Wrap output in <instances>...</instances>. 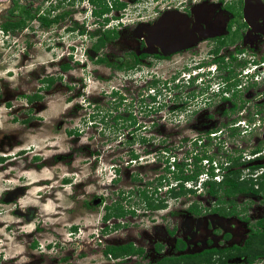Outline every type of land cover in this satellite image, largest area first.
I'll return each mask as SVG.
<instances>
[{
    "label": "rangeland",
    "instance_id": "1",
    "mask_svg": "<svg viewBox=\"0 0 264 264\" xmlns=\"http://www.w3.org/2000/svg\"><path fill=\"white\" fill-rule=\"evenodd\" d=\"M12 1L18 5H25L27 2L37 4L39 12L50 4V0H0V23L6 18H18L15 12L9 13L10 8L14 9ZM72 1V5L63 4L55 11L66 8L71 12L67 21L61 20L57 26L66 25L75 18L78 23L82 22L84 26L88 25L89 29H92L93 24L90 22L94 18L86 17L89 4L85 0ZM121 1L126 4L124 9H111L108 13L113 18L109 24H115L118 30L116 42L102 47L99 52L103 53L104 57L109 55L111 58H123V65L129 64L127 52L139 41L141 30L138 25L148 24L150 19L154 18L155 11L166 10L167 7L184 11V7L204 2ZM208 1L214 4L219 2ZM29 8L32 10L33 7ZM116 17L119 22L114 19ZM198 18H201L197 19L199 22L205 20L201 14ZM209 20L200 22L201 27H198L197 23V30L201 28L200 30L205 32L202 29L203 24L208 29V32H205L207 34H219L224 31L221 20L215 19L213 28L208 27L211 24ZM25 22L26 29L17 30L20 35L15 47L8 48L0 43V264H129L134 260L137 264L151 263L159 256L151 250V245L155 242L160 243L161 254L172 255L169 251L171 239L180 233V228L185 229L181 226L186 216V212L182 210L185 202L191 199L200 201L204 206L212 199L203 193L197 195L196 192L200 190L197 184L194 194L176 199L166 197L163 193L166 187H163L157 195L163 197L165 207L152 211L143 210L134 191L157 184L156 178L163 173V166L170 163L172 157L175 161H185L190 158V154H207L215 163H223L231 158L229 156H237L236 165H231V168L240 170L241 176L255 171L250 166L264 164L263 152L254 158L248 153L255 142L264 140V108L259 116H252L251 111L240 114L241 110L225 115L221 113L223 103L200 107L184 116L179 114V111L167 110L170 102L165 103L162 89H158L160 91L157 100L167 106L152 104L154 106L150 107L145 97L148 92L146 73L163 80L168 72H177L182 64L188 66L198 60L210 58L208 50L211 42H207L206 37L195 42L193 50L196 53L188 49L173 54L168 60L150 59L151 63L137 64L126 74L122 69L112 68V60L107 62L110 66L106 63L95 64L92 60L85 59L78 51V41L85 39V43L90 44L95 37L83 39L74 31L67 33L63 29L53 33L56 43L54 47L51 45L52 55L42 46L32 47L33 42H38L39 33L36 31L39 29L38 26L34 27L33 19ZM210 30L217 33L209 32ZM260 32L264 34L262 29ZM255 35L256 32L248 33L242 38L244 42L252 43L255 41ZM186 40L189 41V38ZM71 48L73 52L69 58L66 54ZM22 49L25 54L20 53ZM186 58L190 59L184 60ZM66 61L69 67L63 70L61 65ZM44 74L54 76V81H47L48 87L39 79ZM242 81L244 82V78ZM111 86L121 89L124 100L120 101L107 94ZM184 89L189 90V87ZM190 89H193V86H190ZM251 90L254 92L256 88L248 86L240 96L251 98ZM33 93L39 94L40 98L30 102L25 95ZM259 99L264 101V94ZM194 103L191 105L197 107ZM178 105L179 102H174L170 108H177ZM155 106L159 109H152ZM129 110H135L132 112L135 117L134 128L137 130L132 135L126 134L127 129L131 128L129 122L120 119L126 112H130ZM149 110L153 111L148 112ZM114 114L120 118L114 120ZM238 115L239 122L233 124L235 127L231 132L228 128H223L224 121L228 122L230 118ZM257 117H261L260 120H257ZM213 128L221 132L216 131L215 136L207 137L209 135H206L205 131ZM194 138L196 144L193 145ZM164 150L167 153H163ZM132 152L137 154V158L130 159ZM34 156L37 159H33ZM196 164L200 168L202 166L203 170L206 167L202 161ZM111 166H116L117 171L113 172ZM189 167L193 165L190 164ZM61 178H67V182L63 184ZM111 178H116V181ZM120 189L134 192L125 201V205L132 204L135 212L133 215H125L122 218L125 226L117 230L112 228L111 220L104 221L102 225L98 219L102 212L101 204L92 209L93 211L87 210L90 214L80 208L82 199L90 200L99 195L102 200L110 201L116 197V190ZM232 200L242 214L252 218L264 214V199L259 196L239 194ZM28 208L35 211L36 216L32 219L11 213V210H15L26 215L31 214ZM35 218L36 220H33ZM17 221L19 223H16ZM236 221L233 219V233L243 237L246 228L239 226ZM104 225L105 234H99L101 241L97 243V238L94 240L91 236ZM71 226H75V231H70ZM172 227L176 230L173 231L174 236H168L165 230ZM29 232H32L31 235ZM127 241L144 249L141 257L131 256L128 260L110 259L104 257L99 248L102 244ZM260 241L262 238L250 240V254L262 249L264 251V245ZM195 260L191 259L193 262ZM160 264L189 263L187 260L175 259L162 260ZM207 264H213V261L209 260Z\"/></svg>",
    "mask_w": 264,
    "mask_h": 264
},
{
    "label": "flooded vegetation",
    "instance_id": "2",
    "mask_svg": "<svg viewBox=\"0 0 264 264\" xmlns=\"http://www.w3.org/2000/svg\"><path fill=\"white\" fill-rule=\"evenodd\" d=\"M85 1L90 6L86 17L94 18L90 22V24H93L92 29H89L88 25L84 26L82 22L78 23L75 18H72L73 20H71L66 25L64 24L60 25L59 27L57 26L58 24H60L61 20L67 21V18L71 15V12L70 9L66 8L58 12L55 11H57L63 4L72 5V0H50V4L47 7L43 8L42 11L40 10V12L38 11L39 7H37V4H30L29 2H27L28 5H18L14 4L12 1V7L14 9L10 8L9 13L15 12L18 18L14 20H8L6 18V20L0 23V28L2 29V23L6 22H23V24L20 27H9L7 29H3L6 32L5 36L7 37L3 45L8 48L10 46L15 47V45H17L16 41L17 37L20 35V29H26L27 24L25 21H30V19L23 17L22 12L26 10L29 13L33 14L34 21H37L36 18L38 15L45 16V19L47 20V22L44 24L37 21L38 27L34 25V27H37L39 29L38 31H36L39 34L38 42H33L32 47L35 46L41 48L42 46V48L46 52H49V54L52 55V46L54 47L56 43V40H54L53 38V33L63 29V31L67 33L74 31L83 39L84 37H89L90 39H93L95 37L94 40L90 42V44H86L85 39L77 42L78 46L84 45L87 59L92 60L95 64L106 63V65L112 60V64H110L112 68H116L118 70L122 69V71L126 74L127 71L135 68V65L137 64L151 63L150 59L168 60L173 54H178L181 51L188 49H192L191 52L194 53L195 51L193 49L194 44L197 43L196 41H199L200 39L206 37V39H208L207 42H211V47L208 50V55H210V58L198 60L197 62L188 66L182 64L181 67L178 68L177 72H168V75L164 77L163 80L155 78L156 75L154 76L153 74L146 73V88L148 91L147 94H149L150 92L149 89L153 91V93H155L154 99L151 98V94H149V96L145 95V97L148 99V102L150 103V107L154 106L152 104L167 106V104L162 105L161 102H158L160 100H157V96L159 95L160 91L158 89H162L163 95L166 98L165 103L170 102V104L167 106V110H169V112L179 111V114H182L184 116L189 115L193 111H196L198 108L200 109V107L206 108L214 104L222 105L223 103L224 105L221 109V113L225 115L231 112L238 113L241 110L240 114H242V112L244 113L246 111H251L252 116H259L258 114L263 110L264 107L262 106H264V101L259 99V97L264 94V85L261 87H258V85L260 86L261 84H264V34H261L260 32L261 29L264 31V0H249L248 4H246V9L244 5L245 0H230L231 2L228 3L223 0H219V2L216 4H214L212 1L203 0L204 2L194 3L191 6L182 8L184 9V11H179L175 8L169 7H167L166 10L158 9L153 15L154 18L150 19L148 24L138 25L141 30V35L139 37V41L136 44L132 43L134 45V48H129L127 52L129 55L127 57L129 60L128 65H123L125 61L123 58H111L109 55H106V57H104L102 55L103 53L99 52L102 47L109 45V43L112 44V42L114 41L116 42L118 30L115 24H109L110 21H113V18L108 15L111 9H115L113 7L110 8L111 3L114 0H105L107 2V6L109 7L108 12L96 16L93 15V11L95 9L98 10L100 6L90 3L89 0ZM125 6L121 9H124ZM29 7H33L32 10ZM243 9H245L247 17L243 15ZM117 10H119V8H117ZM52 11H54L55 13L50 14V12ZM199 14L203 15V18L205 17V20L203 22L210 19L209 24H211L209 26L207 24L209 28H213L215 19L219 21L221 20V22L224 24V31L219 34H207L205 32H208V29L203 24L202 29H204L205 32H202L200 30L201 28L199 29L200 31L197 30L198 28L195 25L198 23V27H201L200 22H202H199L197 20H201V18H198ZM104 18H107V20H105ZM70 19L71 18H69V20ZM114 19H117V17ZM160 20H163V24H161ZM219 21L217 22L219 23ZM136 27L137 25H135L134 29H136ZM215 28H217V26ZM173 30H175V32L172 35H169V32H173ZM95 31L97 32L96 35H94ZM105 31H109V35L111 34L112 36L105 37L103 35ZM198 32L204 33L205 35H199ZM209 32H215V30H210ZM255 32V43L244 42L242 38L243 35ZM99 37L104 40L99 48L94 51L92 50V44L95 43V41ZM188 38L189 41L186 40ZM155 43L162 44L163 47L156 46L154 45ZM172 43H174V45L171 46L170 44ZM60 44H62V41H60ZM132 44H130V46ZM260 46H262L263 48H259ZM21 52L25 54V50L23 51L22 49L20 53ZM188 59L186 58L184 60ZM66 63L68 64L67 61L63 64ZM62 74L63 73H61V75ZM53 77V74H44L41 75L39 79L48 87L49 83L54 81ZM243 78L244 82L242 81ZM47 81L49 83H47ZM127 83L129 84V82ZM157 86L159 87L157 88ZM190 86H193V89H190ZM248 86L255 87L256 90L254 92V89L251 90V98H242L240 96V93L244 94V89H247ZM188 87L189 90L184 91V88ZM38 92H40V90H38ZM107 94L112 95L120 101L124 100V98L122 97L123 94L121 92V89L117 86H111ZM85 96L87 97V94ZM25 98L30 102H35L39 100L40 95L37 93H33L31 95H25ZM174 102H179L178 107L170 108ZM193 102H195L194 104H197V107L191 105ZM150 107L149 109H151ZM226 107L227 109H225ZM113 108L116 109L115 106ZM216 108L217 107H215V109ZM152 109H159V107L155 106V108ZM129 111L130 112H126V114H124V116H122L121 118L117 114H114L112 117L114 118V120L120 118L121 120L124 119L125 121H128L131 125V128L127 129L126 134L128 133L132 135L134 131L137 130L135 128L134 131H131L134 129L135 124V117H133L134 114L132 111L135 112V110ZM150 111L153 110H149L148 112ZM246 114L247 113H245L244 115L246 116ZM259 118L257 117V120H260ZM238 119L239 115L233 119L230 118L228 122L224 121L223 128H228V130H230L229 132H231L235 127L233 124L236 121H239ZM249 120H251V118ZM262 142H264L263 139L255 142L252 147ZM260 155H262V153ZM49 156L51 157L52 155L50 154ZM229 157L231 158L225 160L227 166L221 171L222 174L220 178H218L219 181L215 182L221 183L226 176H233L231 172H233L234 170H238L236 168H231V165H236L237 156ZM33 159L37 158L34 156ZM92 159H94V157ZM259 165L261 169L258 175L257 173H254L248 175L243 174V176H241L239 170V174L236 175L237 180L242 181L244 178L249 176H253V180H255V178L257 177V180H260L261 178L259 177H262V174L264 172V164L259 163ZM116 168V166H111L113 172L117 171ZM111 179H113V181H116V178ZM62 181H64L63 184L66 183L67 178H63ZM36 186L40 187L39 185ZM165 186L166 185L162 184L160 188H157V192L160 191L161 188H165ZM257 186L258 183H255V185H253V187L255 188ZM147 187L136 189L134 192H136L139 205H141L143 210L152 211L149 209H144L143 207L144 201L142 200L143 196L141 194V190L146 189V191L149 192L152 187ZM199 188L200 190L197 191L196 194L198 195L200 193H203L206 196L212 198L209 204L203 206L200 201L188 199L185 202V207L182 209L186 212V216H184L183 221L181 222V226H184L185 229H182L183 227L180 228V233H177V236H174L173 234V231H176L173 230V227L169 230H165L168 236H174L171 239V247H169V251L172 253V255L161 254V245L160 243L155 242L151 245V250L155 253H158L159 256H157L158 258L153 262H149L147 264H160L162 260L171 261L175 259H180L181 261L187 260L189 264H207L209 260H212L213 264H264L263 249L251 254L248 249V244L250 243V240L252 238H262V241L260 242L264 245V214L260 215L257 218H252L249 215L242 214L241 211H238V208L235 207V203L232 200L234 196H237L239 194H251L253 196H259V198L262 200L264 199V195H262V193H236L234 195H225L222 190H219L217 193L209 194L205 190L206 185L204 188L202 187V185ZM165 191L166 190H164L163 193H165ZM134 192H132V190H116V197L112 198V200L110 201L102 200L103 198L99 195L93 196L90 200L85 198L86 200L82 199V202H80V208L86 210V214H90L87 210H92L96 206H99V204H101L102 212L98 219H100L102 225L104 221L111 220V226L113 225L112 228H115V230H117V228L125 226V221H123L122 218L125 217V215H133L135 212V207L132 204L125 205V201L128 200ZM191 205L195 207L194 210H188V207ZM118 207L123 210V214H111L108 218L104 219L106 213L110 214L113 212V210L116 212ZM28 210L29 212L31 211V214L26 215L25 213L15 210H11V213L13 215H17L18 217L22 216L26 219L34 218V216H36L35 211L30 208H28ZM170 213H172V211H170ZM233 219L237 220L236 223H238L239 226L246 228V232L243 237H240L239 235L233 233ZM33 220H36V218ZM16 223L19 222L17 221ZM7 226L8 224L5 225V227ZM7 229L11 230L10 228ZM69 229L73 232L75 231V226H71L69 227ZM105 229L106 225L100 226V229H98L95 234L91 236V238L94 240L97 238V243L100 242L101 240L99 239V234L103 236L105 234ZM31 233L29 235H31ZM127 242H116L113 244L107 243L106 245L102 244V246L99 248L104 257L107 256L111 258L110 253L104 254L103 252L106 246L122 245ZM131 244L136 248L142 249V251L140 253L126 255L124 258H128H126L125 260H128L131 256L141 257L142 253L144 252V249L142 247L135 246V243L133 242H131ZM31 245L34 246L32 243ZM165 248L163 251H165ZM193 258L196 259L195 262L191 261V259ZM207 259L209 260L207 261ZM136 262L137 261L134 260L129 264H137Z\"/></svg>",
    "mask_w": 264,
    "mask_h": 264
},
{
    "label": "trees",
    "instance_id": "3",
    "mask_svg": "<svg viewBox=\"0 0 264 264\" xmlns=\"http://www.w3.org/2000/svg\"><path fill=\"white\" fill-rule=\"evenodd\" d=\"M90 3L94 4V5H98L100 6V8L98 10H94L93 11V15H100L102 13H106L109 10V7L107 6V3L104 2V0H89ZM125 6L124 2L121 1H117L114 0L111 3V7L110 8H123ZM23 13V17L27 18V19H33L34 16L33 14L29 13L27 10L22 12ZM37 21L40 23H46L47 20L45 19V16H41L38 15L37 16ZM105 20H107V18H104ZM23 22H15V23H2L1 27L2 29H7L9 27L14 28V27H20L22 26ZM98 31V30H96ZM95 34L96 35V32ZM109 31H105L103 33V35L105 37H110L112 36L111 34L109 35ZM104 39H102L101 37H99L95 43L92 44V50L96 51L99 46L102 44ZM102 60V59H101ZM69 65L66 64H62L61 68L64 70L66 68H68ZM228 90V88H227ZM217 92V91H216ZM225 95V94H222ZM151 98L154 99V95H151ZM135 128L131 131H134ZM129 131V132H131ZM216 131L221 132L220 130H216V128H213L211 130H206L205 133L206 135H208L209 133H216ZM210 137V136H207ZM192 144H196L195 139L192 140ZM262 149H264V142L256 144L255 146H253L248 153L249 154H256L259 153ZM166 151H170V149L165 148ZM164 150V151H165ZM163 152V153H167V152ZM162 153V154H163ZM131 158L135 159L137 158V154L132 152L130 154ZM169 156V154H168ZM206 159L207 163L211 161V157L207 154H202V156H197L195 154H190V158L187 160L185 159V161H179V160H174L173 157L171 158L170 163H168L167 165H164L163 167H165L163 169V173L161 175L158 176V178H156L157 184L154 185L151 190L148 192L146 191V189H142L141 190V194L143 196L142 200L144 201V209H149V210H154V209H158V208H162L164 207L165 204V200L163 198H160L159 195H157V188L159 186H161L163 183L164 185H166L165 187V195L167 197L170 198H177L180 196H185V195H190V194H194L195 193V189H193L192 187H186L184 185L185 181H189L191 183H194L195 180L197 179L198 174L201 173V169L200 166H198V164H196L197 162H199L201 159ZM166 162H168L166 160ZM193 165V167H189V165ZM173 167V168H171ZM207 166V168L205 169V175L208 176V180L202 182V187L204 188L206 185L205 190L209 193V194H213V193H217L219 190H222L223 193L225 195H234L236 193H253V194H258V193H262V195H264V172L262 174V177L260 176L259 178H261L260 180H257V178H255V180H253L252 176L246 177L244 178L242 181L241 180H237V176L239 174V170H234L233 172H231V174L233 176L228 177L226 176L223 181L221 183H217L215 181H213L211 179V176L213 175V172L211 171V167ZM251 169H255L257 170L260 165L256 164L255 166H250ZM255 183H258V186L255 188L253 187V185H255ZM195 207L194 206H189L188 210H194ZM123 210L118 207L117 211L115 212L113 210L112 213L107 214L104 216V219L108 218L111 214L112 215H121L123 214ZM142 251V249L140 248H136L134 247L131 242H127L125 244L122 245H108L106 246L105 250L103 251L104 254L110 253L111 256L113 258L116 257H122V256H126L129 254H134V253H140Z\"/></svg>",
    "mask_w": 264,
    "mask_h": 264
},
{
    "label": "clouds",
    "instance_id": "4",
    "mask_svg": "<svg viewBox=\"0 0 264 264\" xmlns=\"http://www.w3.org/2000/svg\"><path fill=\"white\" fill-rule=\"evenodd\" d=\"M37 26V25H36ZM6 35V32L3 30V29H1L0 28V38H1V42L0 43H4L5 42V40L7 39V37L5 36ZM78 46V45H77ZM69 47V46H68ZM68 53L66 54V56H68L69 58L71 57V55H72V52H73V49L71 48V50L70 49H68ZM78 51H80L81 52V54H83L84 55V57H85V59L87 58V56H86V54H85V51L86 50H83V51H81L80 49H78ZM76 61V60H75ZM149 94H151V95H154L155 96V93H153V91H151L150 89H149ZM149 94H146L147 96H149ZM239 122V121H238ZM216 135V134H215ZM214 135V136H215ZM262 150H264V149H262ZM260 151L259 153H256L255 155L254 154H252L253 155V158L254 157H258L262 152H264V151ZM212 158H211V161L210 162H206L208 165L207 166H210L211 167V171L213 172V175L211 176V179L213 180V181H219L218 180V176H221V174H222V170L227 166V164L225 163V162H220V163H215L214 161V163H212ZM199 162H201V160L199 161ZM207 166L204 168V170H203V167L201 166V173L200 174H198V176H197V179L195 180V182L194 183H191V182H189V181H185L184 182V185L186 186V187H192L193 189H195L196 190V188L197 187H200L201 186V184H202V182H204V181H206V180H208V176L207 175H203V176H200L202 173H205V169L207 168ZM209 167V168H210ZM215 168H218V170H214ZM260 169H261V167H259L257 170H255L254 172H252V173H250V174H254V173H257V175H258V173H259V171H260ZM218 175V176H217ZM252 178H253V176H252ZM186 184H188V185H186ZM198 185L197 187H195V185ZM190 185V186H189ZM192 185V186H191ZM105 257H107V256H105ZM125 256H122V257H116V258H113L112 256H111V258L112 259H117V258H120V259H126V258H124ZM110 258V257H109ZM110 258V259H111Z\"/></svg>",
    "mask_w": 264,
    "mask_h": 264
},
{
    "label": "built area",
    "instance_id": "5",
    "mask_svg": "<svg viewBox=\"0 0 264 264\" xmlns=\"http://www.w3.org/2000/svg\"><path fill=\"white\" fill-rule=\"evenodd\" d=\"M36 25H37V21H35V26H36ZM77 47H78V49H80L81 51L85 50L84 45L77 46ZM211 134H212V135H211ZM215 134H216V133H209L208 135L212 137V136H214ZM262 151H263V150H262ZM254 155H255V154H254ZM201 161L204 163V165H206V166L208 165V164L206 163V161H207L206 159L203 158V159H201ZM212 163H214V162L212 161ZM214 170L216 171V170H218V168H215ZM204 174H205V173H202L200 176H203Z\"/></svg>",
    "mask_w": 264,
    "mask_h": 264
},
{
    "label": "water",
    "instance_id": "6",
    "mask_svg": "<svg viewBox=\"0 0 264 264\" xmlns=\"http://www.w3.org/2000/svg\"><path fill=\"white\" fill-rule=\"evenodd\" d=\"M248 2H249V0H245V9H246V4H248ZM245 9H243V15L245 16V17H247L246 16V11H245ZM160 22H161V24H163V20H160ZM156 32V31H155ZM175 32V30H173V32H169V33H167V34H169V35H172L173 33ZM175 34H177V33H175ZM153 43V42H152ZM176 44V43H175ZM154 45H156V46H159V47H163V45L162 44H158V43H155ZM175 47V46H174ZM172 49V48H171Z\"/></svg>",
    "mask_w": 264,
    "mask_h": 264
}]
</instances>
